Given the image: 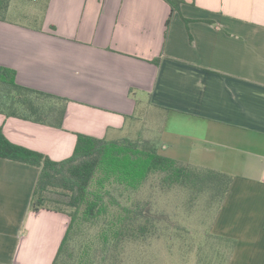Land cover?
Instances as JSON below:
<instances>
[{
	"label": "crops",
	"instance_id": "crops-1",
	"mask_svg": "<svg viewBox=\"0 0 264 264\" xmlns=\"http://www.w3.org/2000/svg\"><path fill=\"white\" fill-rule=\"evenodd\" d=\"M11 12L0 64L69 101L61 128L0 114L10 142L59 161L78 133L115 137L139 107L158 110L161 155L233 176L212 227L237 241L228 264H264V0H184L173 14L164 0H48L41 31ZM39 176L0 157V264L56 257L70 219L32 209Z\"/></svg>",
	"mask_w": 264,
	"mask_h": 264
},
{
	"label": "trees",
	"instance_id": "trees-1",
	"mask_svg": "<svg viewBox=\"0 0 264 264\" xmlns=\"http://www.w3.org/2000/svg\"><path fill=\"white\" fill-rule=\"evenodd\" d=\"M11 1L0 0L1 21L8 19ZM164 1L170 5L172 14L184 3V0ZM170 22L171 16L166 25ZM16 75L15 69L0 64V114L61 128L69 99L21 85ZM157 136V139L99 138L78 133L72 155L56 161L10 142L0 126V157L40 168L32 209L45 208L69 216L66 233L52 264H75L73 244L84 232L89 234L95 230V237L84 249L80 264H105L124 243L162 235L169 215L143 196L144 186L153 177L165 189L178 186L189 191L192 200L206 195L208 204H217L208 234L230 244L229 261L237 241L214 235L212 227L233 176L161 155L160 135ZM51 192L65 197L64 204L70 211L47 205L50 201L59 202L49 197Z\"/></svg>",
	"mask_w": 264,
	"mask_h": 264
},
{
	"label": "rangeland",
	"instance_id": "rangeland-1",
	"mask_svg": "<svg viewBox=\"0 0 264 264\" xmlns=\"http://www.w3.org/2000/svg\"><path fill=\"white\" fill-rule=\"evenodd\" d=\"M47 2L12 0L9 21L17 26L41 31L40 21L45 15ZM135 117L128 128L115 137L158 138L162 124V115L158 110L139 107ZM143 193L145 198L155 202L158 210L169 215V221L163 224L162 235L124 243L105 264H228L230 244L208 234L218 210L217 204H208V196L201 195L192 200L189 191L178 186L165 189L158 184L156 177L146 183ZM49 197L59 202L50 201L47 205L70 211L64 204L65 197L59 192H51ZM94 237L95 230L76 237L73 244L75 264H80L84 249L91 245ZM82 260L87 262L85 258Z\"/></svg>",
	"mask_w": 264,
	"mask_h": 264
}]
</instances>
